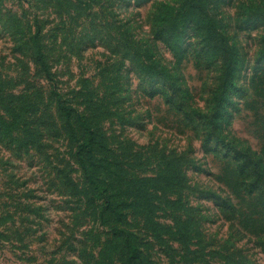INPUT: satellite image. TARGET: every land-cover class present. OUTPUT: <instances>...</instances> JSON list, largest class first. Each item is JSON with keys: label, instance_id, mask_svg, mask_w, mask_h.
<instances>
[{"label": "rangeland", "instance_id": "1", "mask_svg": "<svg viewBox=\"0 0 264 264\" xmlns=\"http://www.w3.org/2000/svg\"><path fill=\"white\" fill-rule=\"evenodd\" d=\"M207 10L208 22L181 0H0V264H127L120 229L136 264H264V0ZM224 63L219 131L259 158L243 198L216 180L235 165L204 135ZM170 76L183 92L168 93ZM85 122L104 142L86 170Z\"/></svg>", "mask_w": 264, "mask_h": 264}, {"label": "trees", "instance_id": "2", "mask_svg": "<svg viewBox=\"0 0 264 264\" xmlns=\"http://www.w3.org/2000/svg\"><path fill=\"white\" fill-rule=\"evenodd\" d=\"M183 1V4L185 5L187 9V14L190 17H197L201 15L202 19H206L208 22V10H207V4L208 0H181ZM199 31L202 29L204 30L202 33L200 32L199 35L196 36V38H199L201 41H204L206 43L210 42V38L208 37V34L212 31V28L210 29V26L207 27L206 25L201 28H198ZM188 36L186 39H189ZM36 46V52H37V60L40 64V66L47 70V63L43 57V53L41 51V47L39 45V41L37 40L35 42ZM167 47L171 51H177L178 49H181L180 41L176 39H170L167 41ZM209 47V46H208ZM175 72L180 73V67L173 65L171 68ZM228 72H229V66L224 63V69L222 72L221 77V84H217V86L213 89L210 97V104L213 105L211 109L213 111L211 112V120L210 121V128L206 130L205 132V141L208 143L213 142L216 146L214 148V152L218 153L220 151H223L222 155L224 158H229L230 162H234L235 166H232L233 169L224 168V170L221 173V176H217L216 180L221 183L229 189L230 191V197L233 194L235 197H242L243 194L241 192L246 190H243L242 183H244L247 179L252 178V173L248 172V164L256 165L258 164L257 158V152L254 150H251V147L248 144H245L241 138L235 136L233 133H231L230 129L227 127H224L223 131H219L220 125L216 122L218 120H221L220 122L224 123L219 116L224 112L223 106L225 104V101L227 99V79H228ZM184 79V78H183ZM166 90H168V93L170 94H176V92H183L185 90L182 84H179L178 78H174L173 76H170L167 82ZM58 106L60 109L65 113L69 114L72 105L71 104H63L59 100H57ZM220 118V119H219ZM86 126V134L82 141V143L79 145L78 149L81 153L80 158L82 165L84 167V170H86V163L89 165L90 163L97 164L99 163V155L97 150L104 144L101 135L93 129L87 122H85ZM207 133V134H206ZM255 169H257V166H255ZM219 177V178H218ZM88 181L90 184H92L97 190L103 191L107 193L106 196V205L112 212H116L117 209L119 210L120 205L123 203L121 200H116L115 196L113 195V190H108L105 186L98 185L95 178L90 174L88 176ZM256 182V179L252 180V183L254 184ZM248 194V193H247ZM229 204H231L229 202ZM251 207V204H250ZM246 218H250L251 216L255 215V211L252 208H247L245 212ZM120 239L122 243L123 253L125 257V262L127 264H136L137 261L141 260V251L137 243L132 239L131 234L128 230L120 229Z\"/></svg>", "mask_w": 264, "mask_h": 264}]
</instances>
